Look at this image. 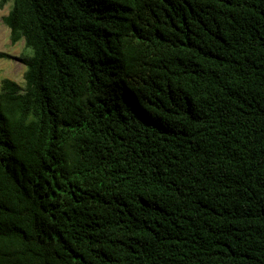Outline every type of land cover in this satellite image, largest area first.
I'll use <instances>...</instances> for the list:
<instances>
[{
    "label": "trees",
    "instance_id": "1",
    "mask_svg": "<svg viewBox=\"0 0 264 264\" xmlns=\"http://www.w3.org/2000/svg\"><path fill=\"white\" fill-rule=\"evenodd\" d=\"M0 264H264V0H0Z\"/></svg>",
    "mask_w": 264,
    "mask_h": 264
},
{
    "label": "rangeland",
    "instance_id": "2",
    "mask_svg": "<svg viewBox=\"0 0 264 264\" xmlns=\"http://www.w3.org/2000/svg\"><path fill=\"white\" fill-rule=\"evenodd\" d=\"M9 9V4L0 8V51L6 52L12 56H18L25 52L23 42L20 41L16 44H11L9 39V30L2 22V16H4ZM25 67L17 59L0 58V84L3 78H9L19 85L24 84L23 73Z\"/></svg>",
    "mask_w": 264,
    "mask_h": 264
}]
</instances>
